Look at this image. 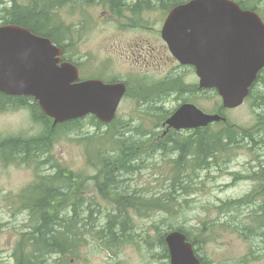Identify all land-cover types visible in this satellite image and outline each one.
<instances>
[{
  "label": "rangeland",
  "instance_id": "obj_1",
  "mask_svg": "<svg viewBox=\"0 0 264 264\" xmlns=\"http://www.w3.org/2000/svg\"><path fill=\"white\" fill-rule=\"evenodd\" d=\"M176 1L179 0L163 3ZM257 1L261 7L257 10L264 19V0ZM133 3L134 0L115 1L114 9L120 14L106 4L63 7L59 14L66 37H62L61 43L66 46V57L80 65L83 78L103 76L129 81L113 129L119 128L131 139L119 132H112L111 137L119 139L117 147L119 151L123 148L124 156L137 152L138 166L122 177L129 179L126 187L130 193L152 204L166 202L168 208L151 206L129 208L124 212L108 197L99 196L102 177L89 164V153L113 150L109 143L88 145L85 137L108 127H98L86 117L76 126L52 130L51 122L39 123L33 119V101L28 100L20 108L0 111V137L37 135L43 138L40 143L49 147L42 148L22 164H5L0 160V264H13L14 252L22 244L29 246L24 251L31 252V244L27 242L31 231L25 230L31 216L23 208V198L38 175L52 173L56 164L67 166L75 175L87 177L76 198L83 199L79 208L96 199V211L88 210L89 218L84 222L77 211L68 233V252H51L39 246L32 253L34 264H170L168 251L163 257L164 249L158 236L173 229L194 227L205 228L202 235L194 231L198 237L193 242L205 264H241L254 247L257 229L264 224V155L254 154L251 147L253 143L259 144L264 134V119L260 116L264 115V99L261 98L264 74L244 104L224 109L216 92L199 91L195 68L181 67L169 53L160 36L168 12L161 6L162 2L141 15L130 10ZM151 45L159 48L152 51ZM134 70L152 76V80L139 83L144 79L138 74L129 76ZM162 81L174 83L172 96L163 91L168 99L164 110L141 113L138 109L143 106L133 99L146 88L165 89L166 83L162 85ZM185 102H195L208 112L221 111L228 118L226 125H213L199 131V136L233 125L242 142L234 143L213 158L207 157L200 167L193 166L194 146L187 147L184 155L171 151L172 140L178 137L187 140L195 135L194 131L164 133V118ZM258 152L264 153V147ZM180 159L183 164L179 167ZM125 163V157H121L119 164L105 166L113 172ZM145 165V170H141ZM255 172L258 174L252 175ZM179 177L182 179L175 183L174 195L163 199L174 178ZM68 197V194L62 196L65 204L69 203ZM228 199L236 201V206L228 209L235 210L230 219L220 205ZM64 211L71 214L72 209L66 207ZM254 219V227L246 228ZM247 264H264V253Z\"/></svg>",
  "mask_w": 264,
  "mask_h": 264
},
{
  "label": "water",
  "instance_id": "obj_2",
  "mask_svg": "<svg viewBox=\"0 0 264 264\" xmlns=\"http://www.w3.org/2000/svg\"><path fill=\"white\" fill-rule=\"evenodd\" d=\"M163 35L181 63L196 67L200 86L218 91L225 108L244 103L264 68V20L233 0L179 4L171 10ZM63 52L49 37L17 24L0 25V91L33 96L54 126L89 114L112 122L126 84L81 79L79 66L63 60ZM222 120L226 117L220 113L185 103L167 123L180 130ZM165 241L171 264H201L181 230L169 231Z\"/></svg>",
  "mask_w": 264,
  "mask_h": 264
},
{
  "label": "trees",
  "instance_id": "obj_3",
  "mask_svg": "<svg viewBox=\"0 0 264 264\" xmlns=\"http://www.w3.org/2000/svg\"><path fill=\"white\" fill-rule=\"evenodd\" d=\"M69 1L76 2L74 0H57V2L51 8H47L45 7L44 0H11V3L7 6H4L0 11V23L26 26L31 28L36 33L49 36L53 38L55 42L60 43V35L63 34L62 30L60 29L62 25L57 17L59 14L57 11H55V9L64 6ZM95 1L96 0H85V4H92ZM101 1L107 2L108 0ZM261 78L262 76L260 79ZM261 98L264 99V95H262ZM24 103V98L9 97L0 92L1 110H7L10 108V106H20ZM38 107L39 106L36 102L33 105L34 116L43 113ZM260 116L261 119H264V115L260 114ZM92 122L99 124L94 119ZM238 135L239 131L235 129L233 125H228L216 132H213L208 139L204 137L194 140L188 138V147L194 146L196 151L195 157L193 159V166H203L207 157L211 156L213 158L217 153L231 148L234 143H241L243 139H239ZM225 138L228 139V143L226 145L224 144ZM42 140L43 138L35 137L29 140L28 143L33 142V147L35 148L36 152H38L42 148L49 147V144L40 143ZM111 147L113 148V145H111ZM122 150L123 148L121 151ZM14 159L15 150L0 146V160L2 162L5 163L6 160L9 161ZM100 162L102 164H106L102 159ZM120 162L121 157L116 156L108 164H119ZM182 164L183 161L180 159L178 161V166L180 167ZM98 172L100 174H108L111 173V170L102 168L99 169ZM80 188V183L75 178V174L68 171L67 168L64 167H59V171L57 173L52 172L48 174H39L36 181L29 185L23 198V208L29 209V214L34 221L33 231H31V238L29 241H27L31 244L32 248L31 252L24 251V249L29 248L28 245L22 244V247L19 246L16 248L14 252V256L16 258L15 264H34V256L32 253L39 246H42L44 249L51 250V252L65 253L69 251L70 238H68L67 233H64L62 229L55 228V224L62 220L60 213L62 210L64 211V208L67 207L72 209L73 212H77L83 202V199L76 198V193ZM64 194L69 195L67 199L69 203L67 204H65V200L62 199ZM111 200H113L118 205L119 209L124 212H126L129 207L139 208L140 206L136 203L137 200L135 199L129 205H125L119 196H116L115 198L111 197ZM156 205L162 206V208H168L167 203L161 205V203L158 202ZM143 206L148 207L150 204L147 202L143 204ZM259 215L260 214H257L256 216ZM254 223L255 219L251 224L246 225V228H253ZM263 234L264 224H261L255 234L257 237L256 243L254 247L250 249V253L240 261L241 264H247L248 262L257 260L259 258L260 254L257 253V250L260 246L259 237H261ZM22 238L24 237L22 236ZM202 264H205L203 259Z\"/></svg>",
  "mask_w": 264,
  "mask_h": 264
},
{
  "label": "bare ground",
  "instance_id": "obj_4",
  "mask_svg": "<svg viewBox=\"0 0 264 264\" xmlns=\"http://www.w3.org/2000/svg\"><path fill=\"white\" fill-rule=\"evenodd\" d=\"M161 1L162 0H134V4L156 5ZM44 2H45V7L51 8L57 2V0H44ZM240 2L251 10H256L258 8H261L258 5L257 0H245V1H240ZM10 3H11V0H0V11L2 10L4 6L9 5ZM23 27L30 29L33 34L40 35L29 27H26V26H23ZM262 72L264 73V70ZM133 100L139 103L141 106H143V108L138 109L141 113L162 112L165 108L166 102L168 101L167 97L165 96L161 88H154L152 91L145 92L139 95L138 97L134 98ZM121 106H122V102H120L117 107L115 118H118ZM33 119L39 123H46V122L50 123L53 118L47 115L46 113H41V114L36 115ZM76 121L77 119L66 120L64 122L57 123L55 127L57 129L70 128L75 125ZM32 138H34V136H24L20 134L12 135L9 138L10 140L9 139L4 140L0 138V146L5 147L7 149L15 150V159L9 160V161L6 160L5 164H11V163L21 164L24 161L29 160L32 157H34L36 154V150L33 147V142L28 143V141L31 140ZM187 147H188L187 140L181 137H178L172 140L171 145H170L171 151L177 152L179 154H183L184 152H186ZM262 147H264V134L260 137L259 144L253 143L251 147V151L256 155H264V153L258 152V150ZM136 153H134L131 156L126 157L121 151H119V149H116L113 151L103 150L101 152L100 156L106 164L110 163L116 156L125 157L126 163L119 169L111 173H108L106 175L104 181L100 184L99 196H104V197H109V198L119 196L121 197L125 205H129L130 203L133 202L134 197L130 195L126 190V182L129 179L123 178L122 175L123 174L127 175L129 171H133L135 168H137L138 158L136 157ZM145 168H146V165L141 170H145ZM58 171H59V166L55 165L52 167L53 173H57ZM180 178L181 177L174 178L172 187L166 193L163 199L171 195H174V185ZM262 189H264V186L262 187ZM164 203L166 202H162L161 205H163ZM91 205H93V207H91ZM96 205H97L96 199H91L84 206H82L81 208L77 210L80 212L82 222H84L86 219L89 218L86 214L88 210H91V212L95 213ZM220 205L221 207L225 209L224 210L225 216L229 217V219L232 218L235 210L229 211L228 209L232 206H236L235 199L223 200ZM159 208H162V206H159ZM26 210L29 213V209H26ZM60 215L62 217V220H60L59 223L55 224V228L62 229L64 233L65 232L67 233V236L69 238L68 233L71 231V222L75 220V216L77 215V212L72 211L71 214H67L65 213V211L62 210ZM30 222H31L30 225L28 226V228H25V230L33 231L34 221L32 220V217H31ZM195 230L198 232V235H202L205 233V228L203 227H194L192 229H186L183 231V235L186 238V242L193 244L194 241H197L198 236L195 235L194 233ZM30 238H31V232H30L29 240ZM158 240L164 249L163 257H165L168 251V246L165 241L164 235L158 236ZM257 253L260 254L259 256H262L264 253V234L260 237V246L257 250ZM13 257H14L13 264H15L16 258L15 256Z\"/></svg>",
  "mask_w": 264,
  "mask_h": 264
},
{
  "label": "flooded vegetation",
  "instance_id": "obj_5",
  "mask_svg": "<svg viewBox=\"0 0 264 264\" xmlns=\"http://www.w3.org/2000/svg\"><path fill=\"white\" fill-rule=\"evenodd\" d=\"M118 1H121V0H118ZM162 2V4H161V6L162 7H164V0H162L161 1ZM179 2V1H178ZM176 4H178V3H173V5H171V7H169V9H168V11H170V9L174 6V5H176ZM157 6V4L156 5H137V4H132L131 6H130V10L134 13V14H136V15H141V14H143L144 12H146V11H152L155 7ZM148 27H152L151 25L149 26V25H147ZM157 48H159L158 46H156V45H151V49H152V51H156L157 50ZM180 65V64H179ZM181 66V65H180ZM182 67V66H181ZM143 79H144V81H142V82H139V83H143V82H145V81H150V80H152V76H150V75H148V76H144L143 77ZM132 80V79H131ZM132 81H135V80H132ZM129 82V81H128ZM136 82H138V81H136ZM166 83V84H165ZM162 85L163 84H165L163 87L165 88V89H162L163 91H166V92H168L169 93V95L170 96H172V94H173V92H172V87L174 86V83H168V81L167 82H165V81H162V83H161ZM153 89L152 88H146L145 90H144V93L145 92H150V91H152ZM209 92H211V91H209Z\"/></svg>",
  "mask_w": 264,
  "mask_h": 264
}]
</instances>
